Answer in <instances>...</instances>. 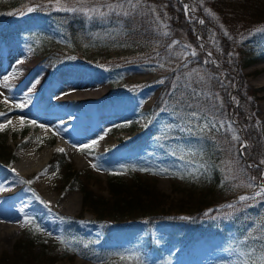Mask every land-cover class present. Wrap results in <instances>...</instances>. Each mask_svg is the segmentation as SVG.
<instances>
[{
  "label": "rangeland",
  "instance_id": "374dc122",
  "mask_svg": "<svg viewBox=\"0 0 264 264\" xmlns=\"http://www.w3.org/2000/svg\"><path fill=\"white\" fill-rule=\"evenodd\" d=\"M141 1L132 0L135 5ZM178 1L183 4L185 20L173 29L163 28L161 38L129 40L111 45L86 44L80 50L64 39L62 19L52 15L49 10L34 9L29 12L26 9L11 18L0 19L2 69H9L20 61L26 64L14 89L5 96L0 95V112L6 113V116L0 117V124L6 120L12 121L11 125L0 130L6 131V140L0 150V178L1 181L6 179L13 182L7 184V191L1 193L9 197L8 206L22 222L9 239L0 241V257L13 254L15 243L22 239L31 224H34L35 230L37 226L42 230L36 231L43 238L42 243L34 245L32 255H38L42 247L46 246V256L55 253L52 264H106L105 260L94 261L77 254L78 249L88 252L90 256L101 251L116 256L126 264H217L221 260L240 264L246 258L244 253L256 249V246H249L244 240L237 239V231L227 218L222 227H218V219H213L210 211L214 207L222 208L241 202V196L253 197L259 190L257 186L263 183L261 180L246 190H235L234 187L224 192L219 191L220 187L212 192L189 190L190 187L183 184V179L160 173V170L168 169L169 173H180L185 175L184 179L190 180L195 178L187 174L197 168L199 174L196 177L214 169L223 174L222 167L213 164L216 148H201L207 142L204 135L209 129L226 132L232 147L238 146L240 149L241 144H244L240 134L241 125L232 112L229 117H225V113L220 110L214 111L216 116L205 108L190 110L183 87L191 91L193 98L196 96L194 92L207 98L203 88L207 83L203 84L200 79L215 75V79L227 87L230 103H234V90L239 79L235 71L250 51L255 61L242 67L240 72L247 86L257 90L255 113L264 138V33L262 29L252 31L225 52L218 31L210 28L205 38H202V17L194 11L190 2ZM103 3L88 0L86 5L74 6L99 8L103 15L79 12L87 19L103 18L114 9V0H105ZM124 3L129 5L128 0ZM52 8H55L52 9L55 12L68 11L66 8ZM156 14L157 11L155 17L158 24L164 26L166 20ZM188 28H191L194 38ZM41 30L46 31L48 36L38 37L37 32ZM51 36H54L53 41L49 38ZM193 51L195 56L191 55ZM166 78L171 83L168 98L160 111L151 114L148 111L163 85L160 81L164 82ZM22 91L25 95L21 94ZM213 92H216L215 88ZM41 94L44 96L40 97ZM6 97L8 103H5ZM219 99L217 93L216 100ZM71 100L78 103H65ZM179 100L182 102L178 103ZM208 100L215 99L211 97ZM51 101H54L53 105L45 106ZM16 104H22L23 107L18 108ZM192 111L201 113L205 118L192 120L188 124L185 114ZM209 121L216 123L217 128L201 131ZM220 122H223V128L219 127ZM147 128L149 140L146 145L134 150L127 149L124 141ZM188 128L191 131L186 130ZM233 135L239 139L233 140ZM58 140L68 151L62 147L50 149ZM92 141L97 143L90 150H79ZM114 147L113 155L116 158L111 160L109 158L113 155H107L112 164L107 160L96 163L102 158L100 154ZM191 150H196L199 157L191 154ZM25 152L31 159L35 156L33 160L38 162L32 169L22 164ZM56 152H63L70 157L73 167L78 170L91 168L94 174L89 185L95 193L104 196H108V191L102 166L110 163L111 167L125 174L124 169L127 164L130 165L137 169L135 171L140 176L153 183L157 192L164 195L162 207H157L155 211L170 213L155 220L152 226H148V221L141 218L111 223L106 227L95 219L89 209L82 208L81 194L75 187L62 189L64 183L56 179L55 164L50 161ZM9 158L12 161L8 162ZM92 164L97 167L93 168ZM16 165L20 172L23 171L22 175L13 173ZM219 182V186H223L224 179ZM14 188H19V192L11 193ZM232 192L233 198L223 200L225 194ZM201 193L205 194V198L201 199L204 203H217L203 208L201 215L196 217L191 212L203 205L199 202L203 195ZM27 198L34 201L33 204H27ZM51 198L52 202L49 201ZM243 205V212L248 216L245 230L249 232L264 217V197L250 199ZM179 206L183 212L176 213ZM63 217L76 218V247H73L71 239L68 241L64 236L67 220ZM26 219L31 222L25 223ZM256 250L259 254L260 251Z\"/></svg>",
  "mask_w": 264,
  "mask_h": 264
},
{
  "label": "trees",
  "instance_id": "16d2710c",
  "mask_svg": "<svg viewBox=\"0 0 264 264\" xmlns=\"http://www.w3.org/2000/svg\"><path fill=\"white\" fill-rule=\"evenodd\" d=\"M97 1L103 3L105 0ZM186 1L192 4L194 11L204 21L200 28L201 37L205 38L206 31L210 28L215 31L217 30L225 52L230 51L237 41L244 40L246 35L252 31L262 29L264 33V0ZM87 2L88 0H85L83 3L79 2V0H62L56 6L55 0H52L51 3H49V0H0V19L11 18L29 7L35 10H49L52 15L62 19L64 39L78 50L86 44L93 43L111 45L129 40L158 39L164 33L163 28L173 29L174 26L177 27L185 20L183 4L178 0H142L136 4L135 8L130 4L124 5L125 0H114L113 8L115 10H110L107 16L103 18L87 19L79 11H52V9H55L52 7L75 8L74 4L76 6L86 5ZM118 5H122L123 7H118ZM155 11H157L156 16L159 15L162 17V20H166L164 26L158 24ZM124 12H129V15L125 16ZM9 13L12 14L10 15ZM224 30L227 31L228 35H225ZM188 32L194 38L191 28H188ZM37 33L40 38L48 36L44 30ZM49 38L51 41L54 40V36ZM252 55V51L248 52L235 71L239 79L234 90V103H230L227 96L229 92L227 87L218 82V79H215V75L209 79H200L203 84L207 83V86H203L204 93L209 96L207 98H204V96H194L193 98L191 91L187 87H183V94L188 99L189 105H191L190 110L205 108L207 111L212 112L213 116H216L215 110L218 112L220 110L222 113H225V117H229L232 112L233 117L241 125V139L247 145L244 149H239L238 146L232 147V142L229 140L230 137L226 132H213L211 129L206 131L204 137H207V142L201 148L202 150L216 148L215 153L217 154L213 164L221 166L224 172L220 174L219 171L214 169L209 173H203L195 177V180L183 179V182H185L183 184L189 186V190L200 189V191L209 190L212 192L217 187H220L219 191L221 192L230 190L233 187L235 190H246L248 189L246 185L249 183L254 184L258 180L264 183V180L261 179L264 176V165L260 164V161L264 160V138L260 129L259 118L255 113V92L257 90L250 89L247 86L244 76L240 72L242 67L255 61ZM230 77L232 78V75ZM214 88L216 92H213ZM170 89V79L166 78L152 104V108L148 111L149 113L156 114L162 109L168 98ZM217 93L220 97L219 101L216 100ZM43 96V94L40 95V97ZM211 97L215 100L209 101L208 99ZM65 103L71 105L78 103V101L71 100ZM53 104L54 101H51L47 102L45 106L49 107ZM5 140L6 131H0V150ZM148 140L149 129L147 128L134 135L130 140L124 141L123 144L127 149L134 150L146 145ZM114 150L115 147L109 148L104 154H100L102 158H99L96 163L100 164L102 161L107 160L112 164L111 160L116 158L113 155ZM191 151V154L199 157L196 150ZM107 155H113L109 158L111 160L107 159ZM10 161H12L11 158L8 159V162ZM50 161L55 164L56 179L64 183L62 189L64 190L68 186L75 187L81 194L82 208L89 209L94 214L95 219L105 224L106 227L111 223H122L141 218H145L148 221V226H152L155 220L161 219L164 214L170 213L169 211L163 212L162 210L155 211L157 207H162L163 202L161 200L164 198V195L156 191L153 183L148 182L136 171L130 170L133 168L128 164L124 169L125 174L111 167L110 163L104 164V166L101 165L106 173L105 181L108 191V196H104L103 194L95 193L89 185L90 178L94 174L91 168L85 170L74 168L72 159L63 152L54 153ZM249 165L254 166L249 167ZM252 177H256V180L252 181ZM222 178L224 179L223 186H219V180ZM204 195L199 198V202L203 205L195 210L192 209L191 213L196 214V217L201 215L200 212L203 208L217 203H211L210 201L204 203V200H201L202 197L203 199L205 198ZM233 197L234 192L228 193L223 196V200ZM247 201L232 204L235 205L234 208L227 206L222 208L214 207L210 211V216L213 219H218V227H222L223 223H225L224 219L230 220V225H234V229L237 231V239L244 240L249 246H256V249L260 251V246L264 243V240L254 239V237L264 236V217L256 227L246 232L248 216L247 213L243 212V203ZM181 209H177L176 213L183 212ZM218 215L219 218H217ZM63 219L67 220L64 227V236L68 241L71 239L73 247H76L78 245L76 242L78 239L76 218L63 217ZM42 239V234L34 229V224L29 225L22 239L15 243L13 254L2 255L0 257V264H52L56 256L55 253L46 256V246L42 247V252L38 255H32L34 245L42 243ZM76 253L82 254L94 261L105 260L106 264H126L116 256H109L101 251H99L100 254L92 256L81 249H78ZM230 263V260H221L217 264Z\"/></svg>",
  "mask_w": 264,
  "mask_h": 264
},
{
  "label": "snow or ice",
  "instance_id": "6c2138e0",
  "mask_svg": "<svg viewBox=\"0 0 264 264\" xmlns=\"http://www.w3.org/2000/svg\"><path fill=\"white\" fill-rule=\"evenodd\" d=\"M51 2H52V0H49V3H51ZM79 2L83 3V2H85V0H79ZM55 3H56L57 5H59V4H60V0H55ZM128 3H129L130 5H132L133 8L136 7V5L132 3V0H128ZM109 7L111 8L112 6L109 5ZM118 7H121V8H122L123 6H122V5H118ZM27 10H28L29 12H31V11H33L34 9H33L32 7H29ZM66 10H68V11H73V12H75V11H82V12H85L86 14H88V15H91V14H93V13H99L100 15H103V13H100L99 8H87V9H85V8H67ZM114 10H115V9H113V11H114ZM206 11H208V10L206 9ZM9 14L11 15L12 13H9ZM123 14H124L125 16H127V15H129V12H124ZM200 23H203V20H201ZM221 27H223V26H221ZM225 35H228L227 31H225ZM175 43H176V42H174V44H175ZM170 47H171V46H170ZM185 47H187V46H185ZM181 55H187V53H181ZM191 55H192V56H195V55H196L195 51L191 52ZM208 55L210 56L211 53H209ZM19 63H22V61H20ZM160 67L163 68L164 65L161 64ZM7 79H8V78L5 77V81H7ZM160 83H163V81L161 80ZM188 86L190 87L191 85H188ZM194 95L199 96L200 94L194 92ZM181 102H182V100H179V101H178V103H181ZM5 103H8L7 99H5ZM188 106L191 107V105H188ZM16 107H18V108H22L23 105H22V104H17ZM185 115H186V117H187V123H188V124H191L192 120H198V119H204V118H205V117L201 116V113H199V112H197V111H192V112H189V113H187V114H185ZM2 116H6V113L0 112V117H2ZM181 118H184V117H181ZM21 122L23 123V118H21ZM11 123H12L11 120H6L5 123L0 124V130L5 129V128L8 127L9 125H11ZM31 123H32V124H35V121H32ZM176 127H179V126L177 125ZM210 127H211V128H217V124L214 123V122H212V121H209L208 123H205V124L203 125V127L201 128V131H203L204 129H209ZM219 127H220V128H223V127H224L223 122H220ZM181 130H185V129H181ZM186 130L191 131L190 128H188V129H186ZM218 130H219V129H218ZM232 139H233V140H238L239 137L236 136V135H233ZM96 143H97V141H92L91 144L81 146V147L79 148V150H80V151L90 150V149H91ZM246 147H247V145H245V144H241V149H244V148H246ZM58 151H63V149H58ZM181 159H183V157H181ZM260 164H261V165H264V160H261V161H260ZM91 166H92L93 168H96V167H97V165H95V164H92ZM253 166H254V165H249V167H253ZM201 167H203V165H201ZM130 170L135 171V170H137V169H130ZM13 171H15V170L13 169ZM139 171H145V172H146V171H150V170H149V169H139ZM160 173H167V174H170V175H173V176H177V177L180 178V179H184V178H185V175L180 174V173H169V170H168V169H161V170H160ZM116 174H119V173H116ZM153 174H158V173H155V172H154ZM198 174H199V168L195 169L193 172L188 173L187 175H188V176H191L192 178H195ZM261 179L264 180V176H262ZM251 180H252V181H255V180H256V177H252ZM28 183H31V181H28ZM247 186H248V187H253L254 185H253V183H249ZM257 187L259 188V190L254 194L253 197H249V196H241V197L239 198L240 201L243 202V201H247V200H250V199H254V198H256V197H264V183L259 184ZM5 190H6V189H4L3 187H0V191H5ZM227 207H229V208H234L235 205H231V204H230V205H227ZM30 222H31L30 219H26V221H25V223H30ZM36 230H37V231H42L41 229H39L38 226H37ZM49 235H50V234H49ZM254 239L264 240V236L254 237ZM85 247H87V245H85ZM243 255H244L246 258H245L244 260H242V261L240 262V264H264V243H262L261 246H260V252H259V254H257V250H256L255 248H253V249H251L249 252L244 253ZM121 259H125V258L122 257Z\"/></svg>",
  "mask_w": 264,
  "mask_h": 264
},
{
  "label": "bare ground",
  "instance_id": "6f19581e",
  "mask_svg": "<svg viewBox=\"0 0 264 264\" xmlns=\"http://www.w3.org/2000/svg\"><path fill=\"white\" fill-rule=\"evenodd\" d=\"M12 67V66H11ZM9 68V69H2V65H1V60H0V95H7L9 92H11L13 89H14V87L16 86V83H18V76H22V71H23V69H25L26 68V64L25 63H19V64H16V65H13V67L12 68ZM25 71V70H24ZM25 73H27V71L25 72ZM26 75V74H25ZM24 75V76H25ZM5 77H7L8 79H7V81H5ZM21 78V77H20ZM19 78V79H20ZM23 78V77H22ZM17 80V81H16ZM24 88V87H23ZM24 91V90H23ZM23 91H22V93L21 94H23ZM15 95V94H14ZM17 95V94H16ZM19 95V94H18ZM17 95V96H18ZM23 95H25V94H23ZM22 95V96H23ZM27 95V94H26ZM27 97V96H26ZM17 98V97H16ZM15 98V99H16ZM18 98H20V97H18ZM6 99H7V97H6ZM13 99V98H12ZM23 99V98H22ZM18 100V99H17ZM24 100H26L25 98H24ZM20 101V100H19ZM9 102V101H8ZM12 103V102H11ZM10 103V104H11ZM14 103V102H13ZM16 103V102H15ZM12 105V104H11ZM17 105V104H16ZM9 106H6V108H8ZM12 107V106H11ZM10 107V108H11ZM18 117V116H17ZM6 120V119H5ZM19 120H20V118H19ZM18 120V121H19ZM65 145H67V144H65ZM69 146H70V144H69ZM59 147H62L64 150H66V151H68V149L67 148H65V147H63V144H62V142H60L59 140L53 145V146H51L50 147V149L51 150H53V149H55V148H59ZM66 147H68V146H66ZM69 150H70V148H69ZM73 150V149H72ZM25 151V150H24ZM30 151V150H29ZM43 153V152H42ZM22 154V153H21ZM24 154V156H23V158H22V164H24L28 169H32V168H34L35 167V165H37V163L38 162H36V161H34L33 159H34V157H33V159H31V158H29V155L28 154H26V152L25 153H23ZM31 154V153H30ZM44 159H46V158H44ZM20 161V160H19ZM19 163V162H18ZM17 164V163H16ZM18 165H20V164H18ZM18 165H16V166H14V170L15 171H13V173H17V172H19V173H21V175H22V173H23V171L22 172H20L19 171V169H18ZM21 166V165H20ZM44 166V165H43ZM24 167V166H23ZM23 170H25V169H23ZM35 170V169H34ZM19 173H17V174H19ZM27 174V173H26ZM47 174V173H46ZM16 175V174H15ZM20 175V174H19ZM24 175V174H23ZM17 176V175H16ZM2 177V176H1ZM9 177V176H8ZM15 178V177H14ZM13 178V179H14ZM1 179L2 178H0V187H3L4 189H6V185L7 184H9V183H11L12 182V180H8V181H5V180H3V181H1ZM41 181V180H40ZM17 182V181H16ZM13 183V182H12ZM41 183H43V182H41ZM46 184V183H45ZM49 185V184H48ZM46 185H44V187H45ZM43 187V186H42ZM48 187V186H47ZM8 188V187H7ZM5 191H7V190H5ZM5 191H0V241L1 240H3V239H7L8 237H10L14 232H15V230H17L16 229V227H18L19 228V226H21L22 225V222L21 221H19L18 219L20 218H18V215H17V213L13 210V209H11L9 206H8V201H9V197H6L5 195H4V193H1V192H5ZM17 192H19V188H14V190H12V192L11 193H17ZM9 195V194H8ZM7 195V196H8ZM49 201H53L52 200V198L49 200ZM26 202H27V204H33V202L34 201H32L31 199H29V198H27L26 199ZM21 203V202H20ZM50 203V202H49ZM19 204V203H18ZM22 204H23V202H22ZM21 204V205H22ZM20 205V206H21ZM24 206V205H23ZM28 206V205H27ZM26 206V207H27ZM64 206V205H63ZM23 208H25V207H23ZM63 208V207H62ZM65 208V207H64ZM18 209V208H17ZM22 209V208H21ZM21 212H23V210L21 211ZM20 212V213H21ZM25 214V213H24ZM18 231V230H17ZM9 239V238H8Z\"/></svg>",
  "mask_w": 264,
  "mask_h": 264
}]
</instances>
